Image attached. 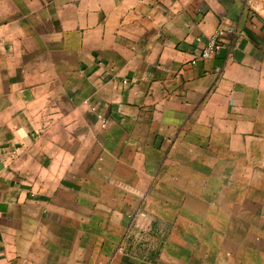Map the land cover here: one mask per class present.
<instances>
[{"label":"crops","instance_id":"1","mask_svg":"<svg viewBox=\"0 0 264 264\" xmlns=\"http://www.w3.org/2000/svg\"><path fill=\"white\" fill-rule=\"evenodd\" d=\"M0 264H264V0H0Z\"/></svg>","mask_w":264,"mask_h":264},{"label":"built area","instance_id":"2","mask_svg":"<svg viewBox=\"0 0 264 264\" xmlns=\"http://www.w3.org/2000/svg\"><path fill=\"white\" fill-rule=\"evenodd\" d=\"M219 34L220 32L216 31L209 37L205 47L196 55L195 58L191 60L192 64L196 63L198 59H206L211 57L216 52V50L221 47L218 39Z\"/></svg>","mask_w":264,"mask_h":264}]
</instances>
